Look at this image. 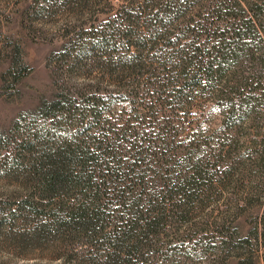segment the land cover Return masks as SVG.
Returning a JSON list of instances; mask_svg holds the SVG:
<instances>
[{"label":"trees","instance_id":"16d2710c","mask_svg":"<svg viewBox=\"0 0 264 264\" xmlns=\"http://www.w3.org/2000/svg\"><path fill=\"white\" fill-rule=\"evenodd\" d=\"M117 1L121 7L101 30L80 31L68 45L80 48L79 55H69L68 73L98 68L103 90L65 88L43 104L33 141L23 145L36 154L27 161L29 192L2 219L17 212L37 216V229L55 228L72 236L70 242L84 239L103 264H149V256L173 242V249L183 248L175 241L188 229L178 225H187L190 203L202 192L198 181H207L205 157L215 150L221 156L235 141L213 143L200 119L183 121L178 112L198 109L193 93L213 89L225 77V85L233 84L229 95L210 107L224 116L227 133L249 118L263 95L258 87L253 95L232 72L226 75L247 51L242 41L252 25L230 0H211L203 16H189L197 0ZM263 76L252 82L260 84ZM169 126L183 140L169 141ZM260 136L257 157L263 162Z\"/></svg>","mask_w":264,"mask_h":264},{"label":"rangeland","instance_id":"374dc122","mask_svg":"<svg viewBox=\"0 0 264 264\" xmlns=\"http://www.w3.org/2000/svg\"><path fill=\"white\" fill-rule=\"evenodd\" d=\"M40 1L0 0V264H103L102 258L88 253L84 239L70 242L72 236L55 228L37 229L42 224L37 216L17 212L8 222L2 219L29 192L27 161L36 154L23 145L33 141L30 133L42 122L43 104L65 88L72 93L89 84L92 90H103V71L98 68L68 73L69 55L80 52L68 45L80 31L101 30L121 7L117 0ZM230 1L240 19H251L252 25L242 41L247 51L238 55L226 75L243 78L253 95L258 87L263 96L252 103L249 118L227 133L222 131L224 116L210 107L229 95L233 84L225 85V77L213 89L206 86L202 93H193L200 98L194 104L198 109L178 112L183 121L200 119L201 129L214 134L213 143L235 141L221 156L215 150L205 157L207 181H198L202 192L190 203L187 225H178L188 229L184 239L175 241L184 242L183 248L173 249V242L159 255L149 256V264H264V160L257 157L264 133V76L258 85L252 82L264 73V0ZM210 2L197 0L189 16L205 15ZM170 128L169 141L183 140L184 135L174 138ZM183 142L186 151L191 150L189 140Z\"/></svg>","mask_w":264,"mask_h":264}]
</instances>
